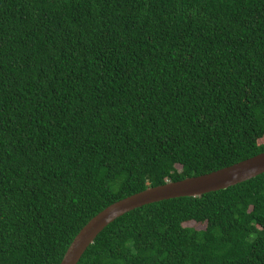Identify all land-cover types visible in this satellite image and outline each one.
Instances as JSON below:
<instances>
[{"label": "trees", "instance_id": "obj_1", "mask_svg": "<svg viewBox=\"0 0 264 264\" xmlns=\"http://www.w3.org/2000/svg\"><path fill=\"white\" fill-rule=\"evenodd\" d=\"M262 153L264 0H0V264ZM78 264H264V174L126 213Z\"/></svg>", "mask_w": 264, "mask_h": 264}, {"label": "water", "instance_id": "obj_2", "mask_svg": "<svg viewBox=\"0 0 264 264\" xmlns=\"http://www.w3.org/2000/svg\"><path fill=\"white\" fill-rule=\"evenodd\" d=\"M264 174V153L207 175L169 182L125 198L95 216L75 237L61 264H78L87 249L115 220L137 208L160 201L192 197L226 190Z\"/></svg>", "mask_w": 264, "mask_h": 264}, {"label": "rangeland", "instance_id": "obj_3", "mask_svg": "<svg viewBox=\"0 0 264 264\" xmlns=\"http://www.w3.org/2000/svg\"><path fill=\"white\" fill-rule=\"evenodd\" d=\"M187 226H193V227H197V228H200L199 226H197L196 224H194V223H190V224H188Z\"/></svg>", "mask_w": 264, "mask_h": 264}]
</instances>
